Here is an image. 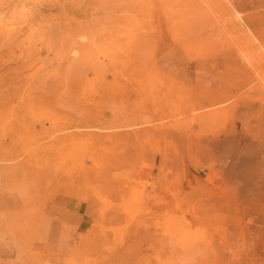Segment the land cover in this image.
Returning <instances> with one entry per match:
<instances>
[{"label":"rangeland","instance_id":"1","mask_svg":"<svg viewBox=\"0 0 264 264\" xmlns=\"http://www.w3.org/2000/svg\"><path fill=\"white\" fill-rule=\"evenodd\" d=\"M0 1V264H264V0Z\"/></svg>","mask_w":264,"mask_h":264},{"label":"bare ground","instance_id":"2","mask_svg":"<svg viewBox=\"0 0 264 264\" xmlns=\"http://www.w3.org/2000/svg\"><path fill=\"white\" fill-rule=\"evenodd\" d=\"M84 1V0H83ZM93 1H96V0H93ZM115 1V0H114ZM113 1V2H114ZM128 2H129V7H130V11H131V14H129V17H124V19L123 18H121L120 16H114L113 18H112V20H111V23H112V25H114L115 26V28H116V26H120V28L122 29V28H125L128 32H126V33H128V37L129 36H131V34H132V31H130V30H132V28H134V25H135V18H133L132 17V7L136 4V0H127ZM144 1V0H143ZM1 2V1H0ZM3 2V1H2ZM39 2V1H38ZM49 3H50V1H48ZM112 2V1H111ZM142 1H140V3H141ZM147 2H148V0H147ZM162 2V1H161ZM5 3V2H4ZM36 3V2H35ZM42 3V2H41ZM75 2H73V4H74ZM143 3V2H142ZM149 3V2H148ZM152 3V2H151ZM38 4V3H37ZM43 4V3H42ZM48 4V3H47ZM108 4H109V1H108ZM113 5H115L114 3H112ZM145 4H147V3H145ZM144 4V5H145ZM0 5H2V4H0ZM45 5V4H44ZM106 5V4H105ZM111 5V3L109 4V6ZM140 5H142V4H140ZM148 5V4H147ZM157 5H158V7L162 10L161 12L163 13V14H165V12H166V10H165V8H167L166 6H165V3H160V2H157ZM3 6V5H2ZM1 6V7H2ZM5 6V5H4ZM3 6V7H4ZM7 6V5H6ZM75 6V5H74ZM79 6V5H78ZM102 6H104L103 4H102ZM119 6V4L117 3L116 4V8ZM138 6V5H137ZM150 6V5H149ZM148 6V8H150ZM153 6V5H152ZM59 7V6H58ZM111 7H112V9H113V6L111 5ZM110 7V8H111ZM70 8V7H69ZM143 8V7H142ZM146 8V7H145ZM71 9H73V8H71ZM71 9H69V10H71ZM106 10H108L107 8H105ZM110 10V12H111V9H109ZM119 10V9H118ZM125 10V9H124ZM127 10H129V9H127ZM126 10V11H127ZM148 10H150V9H148ZM147 10V11H148ZM72 11V10H71ZM105 11V10H104ZM123 11V10H122ZM146 11V12H147ZM112 12H114V10L112 11ZM116 12H117V10H116ZM134 12V11H133ZM145 12V13H146ZM118 13V12H117ZM119 13H120V11H119ZM122 13V12H121ZM104 14V13H103ZM103 14H102V18H104L103 17ZM108 14V13H107ZM29 15V14H28ZM105 15V14H104ZM110 15V14H109ZM107 17H108V15H106ZM112 16V15H111ZM3 17V16H2ZM36 17V16H35ZM107 17H105V18H107ZM22 19V18H21ZM108 19H109V17H108ZM1 20H3V19H1ZM18 20V19H17ZM23 20V19H22ZM25 20H26V18H25ZM99 20V19H98ZM110 21V20H109ZM26 22V21H25ZM27 22H28V20H27ZM26 22V23H27ZM30 22H33V21H30ZM27 23V25L28 24H31V23ZM98 22V21H97ZM97 22H94V23H97ZM108 22V21H107ZM1 23V22H0ZM23 23V22H22ZM21 23V24H22ZM32 24H34V23H32ZM24 25V24H23ZM38 25V24H37ZM93 25V24H92ZM91 25V26H92ZM97 24H95V25H93V26H96ZM99 26H100V24H98ZM96 26V27H92L93 29L94 28H97V27H99V26ZM105 25H107V24H105ZM22 26V25H21ZM20 26V27H21ZM17 27V26H16ZM38 27V26H37ZM45 27V26H44ZM102 27H104V26H102ZM42 29H43V27H41ZM61 28V27H60ZM59 28V29H60ZM91 28V27H90ZM107 28V27H106ZM23 29V28H22ZM41 29V30H42ZM46 29V28H45ZM44 29V30H45ZM63 29V28H62ZM98 29H100V27L99 28H97V29H94V30H98ZM38 30V29H37ZM89 30H91V29H89ZM123 30V29H122ZM17 31V30H16ZM43 31V30H42ZM60 31V30H59ZM69 31V30H68ZM68 31H67V33H68ZM84 31H86V30H84ZM121 31V30H120ZM45 32V31H44ZM47 32H48V30H47ZM58 32V31H57ZM64 32V30L62 31V33ZM90 32V31H89ZM92 32V31H91ZM50 33V32H49ZM60 33V32H59ZM103 33V32H102ZM65 34V33H64ZM70 34H71V32H70ZM93 34V33H92ZM101 34V33H100ZM117 36L118 37H120V34H119V30L117 31ZM69 37L71 36V35H69V34H67ZM91 35V34H90ZM45 36H47V33H46V35ZM64 36V35H63ZM92 36V35H91ZM112 36V35H111ZM40 37H41V34H40ZM48 37H50V36H48ZM66 37V36H65ZM68 37V38H69ZM78 37V36H77ZM76 37V38H77ZM100 37H101V35H100ZM104 37V36H103ZM42 38V37H41ZM46 38V37H45ZM62 38V37H61ZM79 38H80V40H81V36H79L78 37V40H79ZM57 39V38H56ZM66 39V41H68L67 40V38H65ZM70 39V38H69ZM91 39V38H90ZM45 40V39H44ZM77 39H75V41H76ZM94 40V39H93ZM101 40V39H100ZM46 41V40H45ZM82 41V40H81ZM91 41H92V39H91ZM102 41V40H101ZM133 41H134V39H133ZM135 41H136V39H135ZM88 42V41H87ZM90 42V41H89ZM88 42V43H89ZM75 43V42H74ZM91 43V42H90ZM94 43L95 42H93V45H94ZM79 44H80V42H79ZM3 45V44H2ZM1 45V46H2ZM5 45V44H4ZM76 45V44H75ZM106 45V44H105ZM73 47H74V45H73ZM97 47V46H96ZM129 47H130V45H129ZM76 48V47H75ZM75 48H74V50H75ZM100 48V47H99ZM131 48V47H130ZM129 48V49H130ZM35 50H37L38 51V49H35ZM98 51H99V49H97ZM101 50V49H100ZM120 50V49H119ZM83 51V50H82ZM29 52H30V50H29ZM88 52V51H87ZM123 52V51H122ZM126 52V51H125ZM125 52H124V54H125ZM126 54L127 55H129L130 54V58H129V60L132 58V53L131 52H126ZM96 55H98V54H96ZM126 55V56H127ZM36 56H38V55H36ZM94 56V55H93ZM40 57V56H39ZM59 57V56H58ZM82 57V56H81ZM95 57V56H94ZM118 57V56H117ZM116 57V58H117ZM38 58V57H37ZM56 58V57H55ZM39 59V58H38ZM57 59V58H56ZM59 59V58H58ZM82 59V58H81ZM89 59V58H88ZM112 59V58H111ZM68 60H70V59H68ZM68 60L66 61V62H68ZM103 60H105V59H103ZM102 60V61H103ZM41 61V60H40ZM52 61V60H51ZM56 61V60H55ZM39 62V61H38ZM70 62V68L69 69H73L76 65H78V60L77 59H72L71 61H69ZM68 62V63H69ZM111 62V61H110ZM86 63V62H85ZM91 63H92V61H91ZM106 63V62H105ZM109 64V63H108ZM58 65V64H57ZM63 65H65V64H63ZM90 65V64H89ZM100 65V64H99ZM96 66V65H95ZM41 67V66H40ZM43 67V66H42ZM92 67V66H91ZM103 67H104V65L102 66V69H103ZM110 69L108 68V70H110V74H111V76H113V77H115V76H117V75H120L121 73H122V69H123V64H122V59L121 60H119V57H118V60H116V61H112L111 63H110ZM56 68V67H55ZM94 68V67H93ZM100 68V67H99ZM98 68V69H99ZM106 68V69H107ZM64 69V67L62 68V70ZM81 69V68H80ZM100 70V71H103V70ZM105 69V70H106ZM37 71H39V70H37ZM36 71V72H37ZM58 71V70H57ZM84 71H86V69L84 68ZM89 70H87V72H88ZM35 72V71H34ZM72 72V71H71ZM163 72V71H162ZM38 73V72H37ZM62 73V72H61ZM64 73H66L67 75H70V72L69 71H67V70H65L64 71ZM76 73V72H75ZM81 73H84V72H82L81 71ZM107 73V72H106ZM30 74H31V72H30ZM32 74H33V71H32ZM48 74V73H47ZM46 74V75H47ZM52 74V73H51ZM60 74V73H59ZM79 74V73H78ZM85 74H86V72H85ZM105 74V73H104ZM29 75V74H28ZM75 75H77V74H75ZM81 75V74H80ZM31 76V75H30ZM45 76V75H44ZM59 76V75H58ZM65 76V75H64ZM25 77V76H24ZM35 77V76H34ZM55 77V76H54ZM74 76H72V78H73ZM76 77V76H75ZM26 78V77H25ZM60 78H63V75L61 74L60 75ZM71 78V77H70ZM27 79V78H26ZM33 79V78H32ZM38 79V78H37ZM46 79V78H45ZM57 79H58V77H57ZM81 79V78H80ZM34 80V79H33ZM53 80H55V79H53ZM5 82V81H4ZM18 82V81H17ZM51 82V81H50ZM55 82H57V85H58V81H55ZM28 84V83H27ZM8 85V84H7ZM48 86V85H47ZM45 87V89L48 91V89H51V90H54V89H56V85H54V84H51V85H49V87ZM58 87V86H57ZM67 87V86H66ZM129 87V85L127 86V84H125V86H121V87H118V86H111V88L112 89H126V88H128ZM59 88V87H58ZM62 89H64V87L62 88ZM60 90H61V88H60ZM52 92V91H51ZM218 97V96H217ZM4 201V200H3ZM5 202V201H4Z\"/></svg>","mask_w":264,"mask_h":264}]
</instances>
